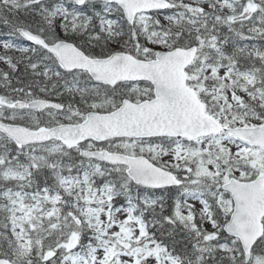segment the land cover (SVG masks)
<instances>
[{
	"label": "snow or ice",
	"instance_id": "1",
	"mask_svg": "<svg viewBox=\"0 0 264 264\" xmlns=\"http://www.w3.org/2000/svg\"><path fill=\"white\" fill-rule=\"evenodd\" d=\"M0 264H264V0H0Z\"/></svg>",
	"mask_w": 264,
	"mask_h": 264
}]
</instances>
